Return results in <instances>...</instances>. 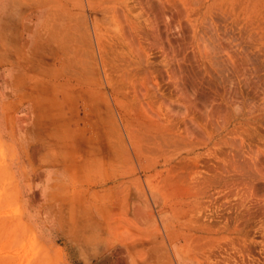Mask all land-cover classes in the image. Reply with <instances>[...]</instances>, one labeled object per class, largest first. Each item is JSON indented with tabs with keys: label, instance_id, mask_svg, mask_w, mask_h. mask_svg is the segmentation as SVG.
<instances>
[{
	"label": "rangeland",
	"instance_id": "rangeland-1",
	"mask_svg": "<svg viewBox=\"0 0 264 264\" xmlns=\"http://www.w3.org/2000/svg\"><path fill=\"white\" fill-rule=\"evenodd\" d=\"M14 7L0 264H71L36 227L52 165L122 244L111 264H264V0Z\"/></svg>",
	"mask_w": 264,
	"mask_h": 264
},
{
	"label": "crops",
	"instance_id": "crops-1",
	"mask_svg": "<svg viewBox=\"0 0 264 264\" xmlns=\"http://www.w3.org/2000/svg\"><path fill=\"white\" fill-rule=\"evenodd\" d=\"M15 4L16 0H0V69L12 65L14 57L12 50L3 49L2 38L21 36L15 26L8 28L10 21L20 20L14 13ZM52 167L54 170L42 172L38 181L41 186L38 192L44 198L36 210L40 237L48 244L64 245L71 264H111L112 253L122 244L113 238L109 226L103 230L101 223L106 220L98 216L95 201L81 196L79 190H75L77 197L71 200L59 193L57 188L65 182L66 173L61 167Z\"/></svg>",
	"mask_w": 264,
	"mask_h": 264
}]
</instances>
